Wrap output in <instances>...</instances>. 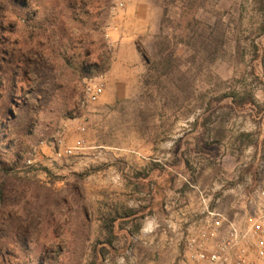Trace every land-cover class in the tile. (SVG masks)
<instances>
[{
    "label": "rangeland",
    "instance_id": "1",
    "mask_svg": "<svg viewBox=\"0 0 264 264\" xmlns=\"http://www.w3.org/2000/svg\"><path fill=\"white\" fill-rule=\"evenodd\" d=\"M113 8L0 0V264H179L187 230L241 217L264 177V0Z\"/></svg>",
    "mask_w": 264,
    "mask_h": 264
},
{
    "label": "built area",
    "instance_id": "2",
    "mask_svg": "<svg viewBox=\"0 0 264 264\" xmlns=\"http://www.w3.org/2000/svg\"><path fill=\"white\" fill-rule=\"evenodd\" d=\"M126 1L113 0V9H123ZM103 81V76L83 81L85 103L99 100L104 92ZM76 131L70 145L63 137L53 141L56 158L73 157L84 149L86 128L82 124ZM27 163L32 165L30 160ZM255 186L249 208H244L241 217L229 219L209 211L197 226L187 230L179 264H264V177Z\"/></svg>",
    "mask_w": 264,
    "mask_h": 264
},
{
    "label": "crops",
    "instance_id": "3",
    "mask_svg": "<svg viewBox=\"0 0 264 264\" xmlns=\"http://www.w3.org/2000/svg\"><path fill=\"white\" fill-rule=\"evenodd\" d=\"M123 48V45L116 51V54L113 58V61H112V65L110 67V72L108 73V75H113L115 70L119 67H121V69H125L127 71H129V68H128V64L126 62H123V57L121 55L122 52H124V49H121ZM129 52H130V56L134 59V55H133V52L131 51V49H129Z\"/></svg>",
    "mask_w": 264,
    "mask_h": 264
},
{
    "label": "trees",
    "instance_id": "4",
    "mask_svg": "<svg viewBox=\"0 0 264 264\" xmlns=\"http://www.w3.org/2000/svg\"><path fill=\"white\" fill-rule=\"evenodd\" d=\"M75 6H76V4H75L74 2H72V1H68V2L66 3V7H67L68 9H72V8H74ZM107 67H108V66L103 67L102 69H100V71H101V72H106V71L108 70ZM92 68L97 69V66H93ZM87 72H88V69H87L86 73H87Z\"/></svg>",
    "mask_w": 264,
    "mask_h": 264
}]
</instances>
